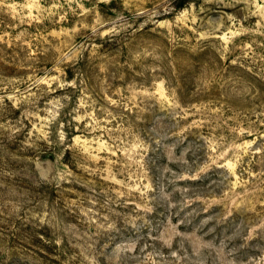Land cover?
Listing matches in <instances>:
<instances>
[{"label": "rangeland", "instance_id": "1", "mask_svg": "<svg viewBox=\"0 0 264 264\" xmlns=\"http://www.w3.org/2000/svg\"><path fill=\"white\" fill-rule=\"evenodd\" d=\"M0 264H264V0H0Z\"/></svg>", "mask_w": 264, "mask_h": 264}]
</instances>
